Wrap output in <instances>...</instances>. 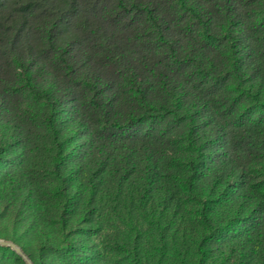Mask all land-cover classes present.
<instances>
[{
    "label": "trees",
    "instance_id": "trees-1",
    "mask_svg": "<svg viewBox=\"0 0 264 264\" xmlns=\"http://www.w3.org/2000/svg\"><path fill=\"white\" fill-rule=\"evenodd\" d=\"M0 117L25 142H0V215L35 264H151L86 239L99 195L153 223L159 263L179 238L183 264H264V0H0Z\"/></svg>",
    "mask_w": 264,
    "mask_h": 264
},
{
    "label": "rangeland",
    "instance_id": "rangeland-1",
    "mask_svg": "<svg viewBox=\"0 0 264 264\" xmlns=\"http://www.w3.org/2000/svg\"><path fill=\"white\" fill-rule=\"evenodd\" d=\"M218 48V53L222 54L225 52L224 46H218ZM182 82L186 86L185 92H187V95H197L198 98H203L214 107L215 102L213 101L219 100V96L227 97L231 104L234 102H239V104H243V102H245V104L247 103L244 90L239 88L234 89L231 87V84H226L227 86L223 84L221 87L215 89V87H217L215 86L216 83L199 72L195 73V71L192 72L191 70L185 71ZM14 95L19 96L18 94ZM18 107H21V112L18 111L17 114H23L24 107L27 108V112H30L28 111L30 109L32 110L31 104L27 101L17 102V108ZM2 119L3 117H0V142L4 144L21 142L22 145L20 146L21 149H23L25 142L19 139V135L23 133L21 128V126L24 125L22 120L23 116L21 115L18 117V119H21V126H16L15 128H12L10 122L2 123ZM68 119L69 122H72L71 117L68 116ZM18 127H20V129ZM75 131L78 134L77 136H80L81 133L86 134V131L80 130V127H77ZM17 156L18 154L16 153L15 157H13L15 162ZM7 164L8 162L4 161L1 164L0 170L4 171ZM107 201L108 197L103 196V205L100 207L99 195V199L94 206L95 212L90 215L88 219V224H92V229L85 234L87 240L91 239L96 241L100 245V248L105 250L108 249L111 251V255L118 256L121 254L127 256L133 247V243L138 242L142 246L143 257L145 260L149 259V263L151 264H183V262L189 260L191 254L187 246L182 240L176 238L175 240H172L170 245L166 248L167 259L163 263H159L156 257L158 249L156 248V235L153 234V223L133 213H128L126 209L122 210V213H120L118 209L114 208V206ZM21 228L22 226L20 224L13 222L6 216L0 215V239L10 240L20 246L23 250H32L28 244L30 236L18 233L21 232ZM107 254H109L108 251ZM6 256L7 254L0 250V264H11L10 262L7 263ZM208 264L231 263L225 259L215 258L210 260Z\"/></svg>",
    "mask_w": 264,
    "mask_h": 264
},
{
    "label": "water",
    "instance_id": "water-1",
    "mask_svg": "<svg viewBox=\"0 0 264 264\" xmlns=\"http://www.w3.org/2000/svg\"><path fill=\"white\" fill-rule=\"evenodd\" d=\"M0 246L8 247L13 250L17 255H19L26 264H34V262L29 258V256L23 251V249L15 244L14 242L6 239H0Z\"/></svg>",
    "mask_w": 264,
    "mask_h": 264
}]
</instances>
